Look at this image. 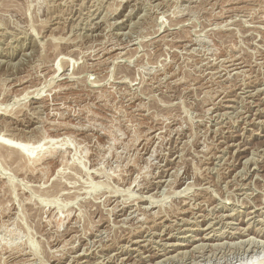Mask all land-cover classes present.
Instances as JSON below:
<instances>
[{
    "label": "rangeland",
    "instance_id": "obj_1",
    "mask_svg": "<svg viewBox=\"0 0 264 264\" xmlns=\"http://www.w3.org/2000/svg\"><path fill=\"white\" fill-rule=\"evenodd\" d=\"M1 139L0 264L263 261L264 0H0Z\"/></svg>",
    "mask_w": 264,
    "mask_h": 264
},
{
    "label": "bare ground",
    "instance_id": "obj_2",
    "mask_svg": "<svg viewBox=\"0 0 264 264\" xmlns=\"http://www.w3.org/2000/svg\"><path fill=\"white\" fill-rule=\"evenodd\" d=\"M237 67V66H236ZM66 79V78H65ZM67 85V84H66ZM2 112V111H1ZM223 115V114H222ZM7 142H9L8 141V139H7ZM6 142V140H5V142H4V140H0V146H2V147H4V148H6V149H8V150H10V151H15V152H20V154L22 153V152H24V150H23V145H19V147H18V145H15V143H13V144H9V143H7ZM22 146V147H21ZM25 148V147H24ZM27 148H25V150H26ZM220 150V149H219ZM25 153V152H24ZM27 153V152H26ZM23 155V154H22ZM30 155V154H29ZM29 155H28V157H29ZM254 159V158H253ZM245 161V160H244ZM229 163V162H228ZM200 188V187H199ZM130 194V193H129ZM133 194V193H132ZM131 195V194H130ZM134 195V194H133ZM143 197V196H142ZM144 198V197H143ZM154 203V202H153ZM252 205V204H251ZM113 212V211H112ZM254 212H256V210H254V211H251V214L252 213H254ZM254 216V215H253ZM252 216V217H253ZM217 223V221L215 220L214 222H209V224H207L203 229H201V233L203 234V235H201V236H199V237H194L193 239H192V242L190 243V244H178V243H174V244H168L169 245V248L166 250V253H161V254H155V255H153V256H151V259H157V258H159V257H163V256H165V255H167L168 254V256L166 257V259L169 257V253L170 252H173V251H177L178 249H186V248H188V247H191L192 246V244H194L195 242H200V243H197V244H199V245H197V244H195V246H193V247H191V250H192V248H195V249H197V247H200V249L201 248H204V246H206L207 247V245L210 243V242H212V241H222L223 240V242H220V243H216L215 245H218V244H224V243H227V244H231V243H234V242H232L231 240H234V239H237V238H243V237H245L246 235H248V231H249V229L247 228V229H238L237 231H235L234 230V232H228L227 234H219V235H215V231H216V229H214V227H215V224ZM226 233V232H225ZM261 235V234H260ZM189 237V236H188ZM260 237V236H259ZM191 239V238H190ZM262 239H264V235H263V238ZM255 240V239H254ZM261 240V239H260ZM157 241V240H156ZM188 241V240H187ZM189 241H191V240H189ZM136 242V241H135ZM242 245H244L245 247L247 246V248H246V250H248V248H249V251L251 252V250H254L257 246H258V242L260 243V245H264V240L263 241H259V239H257L255 242H253V241H251V238L250 239H243V240H240L239 241ZM213 243V242H212ZM256 243V244H255ZM214 244V243H213ZM255 244V245H254ZM211 247H212V244H209ZM210 247V248H211ZM244 247V248H245ZM259 247V246H258ZM83 248V247H82ZM199 249V248H198ZM197 249V250H198ZM190 250V249H189ZM178 251H180V250H178ZM182 251V250H181ZM184 251V250H183ZM200 252V251H199ZM176 253H178L179 254V252H176ZM185 253V252H184ZM189 253V252H188ZM172 254V253H171ZM177 254V255H178ZM175 255V254H174ZM184 255V254H183ZM149 256V255H148ZM176 256V255H175ZM179 256V255H178ZM174 257V256H173ZM177 257V256H176ZM169 258H171V257H169ZM230 258V257H229ZM263 258V257H262ZM165 259V258H164ZM163 259V260H164ZM176 259V258H175ZM238 259V258H237ZM159 260H161V258L159 259ZM168 260H170V259H168ZM178 260V259H177ZM158 260H156L155 262H157ZM162 261V260H161ZM166 261V260H165ZM248 261H250V260H248ZM149 262V261H148ZM164 262V261H163ZM257 262V261H256ZM166 263V262H165ZM131 264V263H130ZM164 264V263H163ZM252 264H264V260L263 261H259V262H257V263H252Z\"/></svg>",
    "mask_w": 264,
    "mask_h": 264
}]
</instances>
